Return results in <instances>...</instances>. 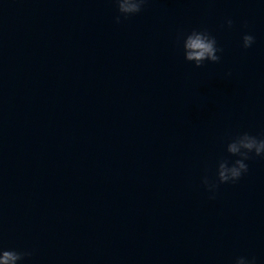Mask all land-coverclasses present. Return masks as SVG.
<instances>
[{
    "label": "water",
    "instance_id": "water-1",
    "mask_svg": "<svg viewBox=\"0 0 264 264\" xmlns=\"http://www.w3.org/2000/svg\"><path fill=\"white\" fill-rule=\"evenodd\" d=\"M192 29L218 62L184 59ZM241 132L264 136V0L127 17L114 0H0V248L31 252L17 264H264V157L214 198L201 183Z\"/></svg>",
    "mask_w": 264,
    "mask_h": 264
},
{
    "label": "clouds",
    "instance_id": "clouds-1",
    "mask_svg": "<svg viewBox=\"0 0 264 264\" xmlns=\"http://www.w3.org/2000/svg\"><path fill=\"white\" fill-rule=\"evenodd\" d=\"M117 11L127 17L130 14L139 13L146 0H114ZM117 23L120 22L121 17L117 15L115 18ZM225 24L231 28L233 21L231 18L225 20ZM254 36L244 34L242 36V47L249 48L254 43ZM183 50L184 59L194 62L198 68L202 66L205 60L211 62H218L220 56L217 55L222 49L217 46L214 36H212L206 29L196 30L192 29L183 36ZM227 153L238 157L229 163L227 158H222L216 165V177L210 179L208 176L201 178V183L205 188L213 193L218 184L227 182H236L244 173L248 171L246 160L251 159L250 153L255 156L264 157V136L259 138L248 132H241L232 136L226 144ZM30 251L4 250L0 248V264H17L25 256H30ZM234 264H255V258H245L244 256L236 257Z\"/></svg>",
    "mask_w": 264,
    "mask_h": 264
}]
</instances>
